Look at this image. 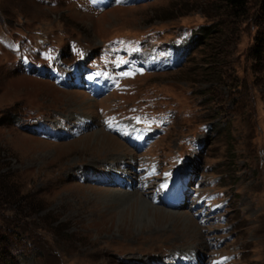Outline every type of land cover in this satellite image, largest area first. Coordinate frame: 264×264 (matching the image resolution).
Here are the masks:
<instances>
[{
  "label": "rangeland",
  "instance_id": "rangeland-1",
  "mask_svg": "<svg viewBox=\"0 0 264 264\" xmlns=\"http://www.w3.org/2000/svg\"><path fill=\"white\" fill-rule=\"evenodd\" d=\"M138 1L93 11L86 0H0V264H264V48L252 50L264 40L260 0H247L239 16L220 0ZM210 24L232 49L220 84L199 75L211 58L199 28ZM183 29L191 32L180 64L133 79L124 62L113 65L129 86L122 93L98 98L64 83L65 71H77L111 89L104 76L87 75L81 48L104 65L107 41L142 37L146 49L126 54L145 64L149 43ZM132 106L159 113L158 134L128 119ZM109 113L117 120L107 126ZM83 117L90 126L76 135ZM97 131L118 148L97 147ZM173 164L162 176L160 166ZM190 172L180 205L170 207L168 189L176 196ZM139 198L147 211L129 205Z\"/></svg>",
  "mask_w": 264,
  "mask_h": 264
},
{
  "label": "trees",
  "instance_id": "trees-1",
  "mask_svg": "<svg viewBox=\"0 0 264 264\" xmlns=\"http://www.w3.org/2000/svg\"><path fill=\"white\" fill-rule=\"evenodd\" d=\"M223 4L225 10L233 14L234 16H239L245 13L247 0H220ZM258 11L264 16V0H260ZM200 38L197 40L198 46L206 45L211 49V54L209 55L210 62L208 66L199 73V75L206 82H214L220 84L224 82L223 72L220 69V62L225 60L227 54L231 52V48L225 45V40L227 38L226 34H223L222 30L216 28V24H210L201 26L199 28ZM225 46V47H224ZM228 46V47H227ZM264 48V40L262 38L256 37V41L252 48L253 54L260 55ZM219 68V69H218ZM5 182L0 186V191L6 187Z\"/></svg>",
  "mask_w": 264,
  "mask_h": 264
},
{
  "label": "bare ground",
  "instance_id": "bare-ground-1",
  "mask_svg": "<svg viewBox=\"0 0 264 264\" xmlns=\"http://www.w3.org/2000/svg\"><path fill=\"white\" fill-rule=\"evenodd\" d=\"M94 135L96 136L94 141H95V145L99 148H103V149H114L115 148H118L117 147V144L118 142L116 140H114L113 138L111 137H107L105 134L101 133L100 131H97L94 133ZM117 150V149H116ZM124 193H128V192H124ZM121 195V194H120ZM114 197V196H113ZM126 202V200H125ZM130 202V201H129ZM132 203V202H131ZM138 204H140L138 206V209L139 210H143L145 209L144 211H147L148 208H150V204L148 203V201L146 202L145 200H143L142 198H139V199H136L134 201V203L132 204H129L130 206H132V208H134V206H137ZM156 215L161 217L163 214L164 215H168L165 211H162V210H156L155 211ZM163 215V216H164ZM149 216V215H148ZM194 254V253H193Z\"/></svg>",
  "mask_w": 264,
  "mask_h": 264
}]
</instances>
